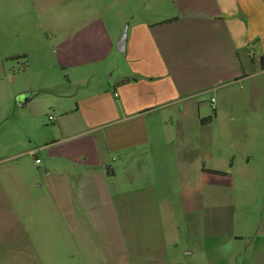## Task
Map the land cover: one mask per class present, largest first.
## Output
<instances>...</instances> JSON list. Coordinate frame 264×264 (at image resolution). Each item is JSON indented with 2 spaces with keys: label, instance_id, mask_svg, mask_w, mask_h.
Wrapping results in <instances>:
<instances>
[{
  "label": "crops",
  "instance_id": "obj_1",
  "mask_svg": "<svg viewBox=\"0 0 264 264\" xmlns=\"http://www.w3.org/2000/svg\"><path fill=\"white\" fill-rule=\"evenodd\" d=\"M13 2L0 264H264V0Z\"/></svg>",
  "mask_w": 264,
  "mask_h": 264
},
{
  "label": "rangeland",
  "instance_id": "obj_2",
  "mask_svg": "<svg viewBox=\"0 0 264 264\" xmlns=\"http://www.w3.org/2000/svg\"><path fill=\"white\" fill-rule=\"evenodd\" d=\"M25 3L26 4L19 5L17 2H13V0L0 1V60H8V62L12 63L14 66H16V62L21 64L24 59L23 57H17L21 55V51H29V47L26 45V35L29 32L43 31L40 29L42 25L40 13L27 2ZM4 56L9 58H4ZM13 57L17 58L12 60L11 58ZM257 140L262 142L263 137L261 136ZM255 166L259 168L263 176V180H261V201L264 202V162H258ZM241 208V212L237 209L235 213L236 224L241 218H250L249 221H252L251 216L252 214L256 215V213H259V221L264 222V206L260 207V210H257V212L252 205L246 206L243 204L240 209ZM252 234H250V237H253ZM245 256L248 257V255ZM245 256H234L232 259H229L228 264H251V261L246 260L247 257ZM225 263L226 261H224V264Z\"/></svg>",
  "mask_w": 264,
  "mask_h": 264
},
{
  "label": "trees",
  "instance_id": "obj_3",
  "mask_svg": "<svg viewBox=\"0 0 264 264\" xmlns=\"http://www.w3.org/2000/svg\"><path fill=\"white\" fill-rule=\"evenodd\" d=\"M13 59H15V58H13ZM259 64H260V68L264 69V54L259 56Z\"/></svg>",
  "mask_w": 264,
  "mask_h": 264
},
{
  "label": "built area",
  "instance_id": "obj_4",
  "mask_svg": "<svg viewBox=\"0 0 264 264\" xmlns=\"http://www.w3.org/2000/svg\"><path fill=\"white\" fill-rule=\"evenodd\" d=\"M49 119H52L51 115L49 116ZM35 162L38 164L40 162V160L39 159H35Z\"/></svg>",
  "mask_w": 264,
  "mask_h": 264
},
{
  "label": "water",
  "instance_id": "obj_5",
  "mask_svg": "<svg viewBox=\"0 0 264 264\" xmlns=\"http://www.w3.org/2000/svg\"><path fill=\"white\" fill-rule=\"evenodd\" d=\"M123 39H124V36H123V38H122V41H123Z\"/></svg>",
  "mask_w": 264,
  "mask_h": 264
}]
</instances>
